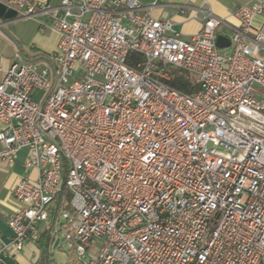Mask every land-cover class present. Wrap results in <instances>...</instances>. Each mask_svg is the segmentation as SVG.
Here are the masks:
<instances>
[{
  "label": "built area",
  "instance_id": "2783aa9c",
  "mask_svg": "<svg viewBox=\"0 0 264 264\" xmlns=\"http://www.w3.org/2000/svg\"><path fill=\"white\" fill-rule=\"evenodd\" d=\"M0 1L58 35L0 80V161L26 149L37 173L0 257L50 229L64 264H264V0L233 25L203 10L190 40L151 15L161 0ZM184 70L191 93L167 84Z\"/></svg>",
  "mask_w": 264,
  "mask_h": 264
},
{
  "label": "crops",
  "instance_id": "0c3cea01",
  "mask_svg": "<svg viewBox=\"0 0 264 264\" xmlns=\"http://www.w3.org/2000/svg\"><path fill=\"white\" fill-rule=\"evenodd\" d=\"M43 5L54 6L59 0H36ZM148 7L154 0H139ZM246 0H161L157 6L149 8L152 16L166 18L173 22L180 35L190 40L203 23V10H210L216 16L233 24L236 8ZM186 6L180 11V6ZM22 8L6 6L0 1V80L5 71L15 61L31 55V51L40 54L56 49L58 35L50 28L51 18L39 15L36 19L21 16ZM220 31H225L221 27ZM0 122V128L2 127ZM13 163L0 161V247L10 242L11 230L7 225L8 215L15 209L12 188L23 177H36L35 169L24 165L26 149L18 151ZM38 243L25 241L23 248L15 254L0 257V264H36L39 257ZM51 259V257H50Z\"/></svg>",
  "mask_w": 264,
  "mask_h": 264
},
{
  "label": "trees",
  "instance_id": "16d2710c",
  "mask_svg": "<svg viewBox=\"0 0 264 264\" xmlns=\"http://www.w3.org/2000/svg\"><path fill=\"white\" fill-rule=\"evenodd\" d=\"M138 54L132 52L128 55L127 63L130 66H133L134 61L138 58ZM167 84L171 87L178 89L180 92L191 93L197 87V82L195 78L191 76L188 71H182L180 74L173 76L170 80L167 81ZM38 247H39V257L36 261V264H50V252H49V243H50V229L44 230L41 232L40 237H38Z\"/></svg>",
  "mask_w": 264,
  "mask_h": 264
},
{
  "label": "rangeland",
  "instance_id": "374dc122",
  "mask_svg": "<svg viewBox=\"0 0 264 264\" xmlns=\"http://www.w3.org/2000/svg\"><path fill=\"white\" fill-rule=\"evenodd\" d=\"M220 51H221V53L229 54V53H231V48L230 47L224 48ZM41 96H42V93L39 90H35L32 93L33 100L38 102V103H40L42 101ZM44 228H46V223L45 222L39 223V229L43 230ZM52 251L53 252L50 255L52 261L55 262L56 264H64L66 261V254H65L64 250H62V248H60V247H57Z\"/></svg>",
  "mask_w": 264,
  "mask_h": 264
},
{
  "label": "water",
  "instance_id": "95a60500",
  "mask_svg": "<svg viewBox=\"0 0 264 264\" xmlns=\"http://www.w3.org/2000/svg\"><path fill=\"white\" fill-rule=\"evenodd\" d=\"M230 44V41L229 39L226 37V36H223V35H217L216 37V45L219 47V48H223V47H227L229 46ZM57 244V240L56 242H54V246H56Z\"/></svg>",
  "mask_w": 264,
  "mask_h": 264
}]
</instances>
